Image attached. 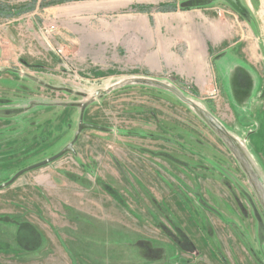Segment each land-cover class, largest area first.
<instances>
[{"label": "rangeland", "instance_id": "rangeland-1", "mask_svg": "<svg viewBox=\"0 0 264 264\" xmlns=\"http://www.w3.org/2000/svg\"><path fill=\"white\" fill-rule=\"evenodd\" d=\"M194 8L237 10L230 0H0V264H264V210L234 156L174 94L134 81L175 83L264 170L255 29L245 35L257 71L223 56L205 76L165 64V18Z\"/></svg>", "mask_w": 264, "mask_h": 264}, {"label": "crops", "instance_id": "crops-1", "mask_svg": "<svg viewBox=\"0 0 264 264\" xmlns=\"http://www.w3.org/2000/svg\"><path fill=\"white\" fill-rule=\"evenodd\" d=\"M259 2L260 7L256 6L255 12L250 5L244 3L241 12L243 18L238 10H225L226 13L217 16L214 8H194L169 13L164 22L165 30L170 35L165 40L164 50L167 67L181 69L180 72L190 74L195 72L197 76H205L208 72H214L215 68L217 69L216 59L223 56L227 68L228 62L232 61L234 65L256 70L253 61L258 62L260 59L257 55L248 57L251 43L248 42L245 33L255 29L257 41L252 44L257 45V52L259 51L260 58L264 61V0ZM247 14L251 16L249 21L247 20L249 17L245 16ZM135 23L139 27L134 17L133 28ZM149 42L154 45L156 37H149ZM179 44L184 46L185 54L182 56L172 51L173 47ZM167 45H170V51ZM215 51L217 54L212 56V52ZM255 77L256 81L257 79L259 81V76ZM256 81L253 82L255 91L259 90Z\"/></svg>", "mask_w": 264, "mask_h": 264}, {"label": "water", "instance_id": "water-1", "mask_svg": "<svg viewBox=\"0 0 264 264\" xmlns=\"http://www.w3.org/2000/svg\"><path fill=\"white\" fill-rule=\"evenodd\" d=\"M236 9L242 12V6L238 5V0H230ZM147 86H153L166 90L174 94L179 101L188 106L211 130L218 138L224 143L227 149L236 159L239 167L246 175L247 181L251 186L255 196L257 197L261 207L264 210V170L256 157L250 151L249 146L246 144V139L241 138L235 132L230 130L216 115H214L202 102L189 97L180 89L175 83L171 81H164L153 77H139L134 80ZM84 128L97 126L92 124H84ZM249 132L248 135H250ZM73 151L72 145H68L63 153ZM6 185V184H5Z\"/></svg>", "mask_w": 264, "mask_h": 264}, {"label": "trees", "instance_id": "trees-1", "mask_svg": "<svg viewBox=\"0 0 264 264\" xmlns=\"http://www.w3.org/2000/svg\"><path fill=\"white\" fill-rule=\"evenodd\" d=\"M263 209V208H262Z\"/></svg>", "mask_w": 264, "mask_h": 264}]
</instances>
